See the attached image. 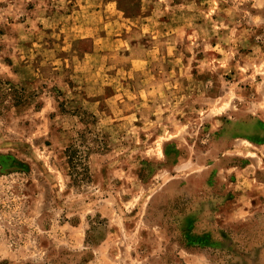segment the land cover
Segmentation results:
<instances>
[{
    "label": "rangeland",
    "instance_id": "obj_1",
    "mask_svg": "<svg viewBox=\"0 0 264 264\" xmlns=\"http://www.w3.org/2000/svg\"><path fill=\"white\" fill-rule=\"evenodd\" d=\"M0 82V264H264V0H0Z\"/></svg>",
    "mask_w": 264,
    "mask_h": 264
},
{
    "label": "trees",
    "instance_id": "obj_2",
    "mask_svg": "<svg viewBox=\"0 0 264 264\" xmlns=\"http://www.w3.org/2000/svg\"><path fill=\"white\" fill-rule=\"evenodd\" d=\"M23 92V89L18 90L10 83L0 82V109H6L4 103L7 101L10 93L12 95L15 94V98L10 102V105H21L23 102ZM81 138H83V136H81ZM65 156L67 165L70 169L69 176L73 180L74 184H83L84 182H88L90 176L88 174V168L85 164L86 156L84 153H81L79 147L73 144L70 145L65 150Z\"/></svg>",
    "mask_w": 264,
    "mask_h": 264
}]
</instances>
